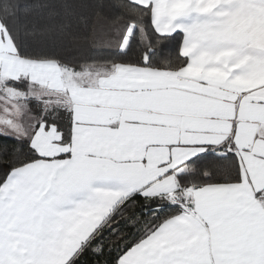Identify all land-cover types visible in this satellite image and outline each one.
<instances>
[{"label":"snow or ice","instance_id":"snow-or-ice-1","mask_svg":"<svg viewBox=\"0 0 264 264\" xmlns=\"http://www.w3.org/2000/svg\"><path fill=\"white\" fill-rule=\"evenodd\" d=\"M0 264H264V0H0Z\"/></svg>","mask_w":264,"mask_h":264}]
</instances>
